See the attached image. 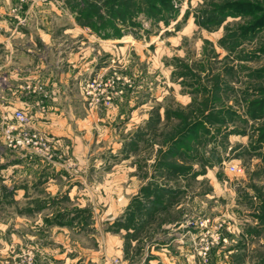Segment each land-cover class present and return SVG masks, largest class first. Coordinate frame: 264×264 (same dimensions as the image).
Here are the masks:
<instances>
[{
	"label": "rangeland",
	"instance_id": "obj_1",
	"mask_svg": "<svg viewBox=\"0 0 264 264\" xmlns=\"http://www.w3.org/2000/svg\"><path fill=\"white\" fill-rule=\"evenodd\" d=\"M86 1L51 0L63 145L9 149L0 121V264H264V24L216 13L264 0Z\"/></svg>",
	"mask_w": 264,
	"mask_h": 264
},
{
	"label": "crops",
	"instance_id": "obj_2",
	"mask_svg": "<svg viewBox=\"0 0 264 264\" xmlns=\"http://www.w3.org/2000/svg\"><path fill=\"white\" fill-rule=\"evenodd\" d=\"M37 1L32 6L29 1L21 2L16 13L12 7L17 0H0V121L3 116L11 119L13 111L21 109L30 115L31 127L63 145L57 135L69 126L64 105L59 106L55 96L60 93V72L68 69L58 63L51 66V0ZM35 84L44 87L47 97L26 92L25 86Z\"/></svg>",
	"mask_w": 264,
	"mask_h": 264
},
{
	"label": "built area",
	"instance_id": "obj_3",
	"mask_svg": "<svg viewBox=\"0 0 264 264\" xmlns=\"http://www.w3.org/2000/svg\"><path fill=\"white\" fill-rule=\"evenodd\" d=\"M115 79L99 80L93 78L91 82H86L83 86V92L89 95L91 101H97L99 96L109 98V90L113 88ZM26 92L42 93L43 97H47V92L41 84L34 86L27 85L24 87ZM1 135L4 145L12 150L30 151L40 157H51V137L46 133L30 126V115L16 109L13 111L11 119L6 116L2 117ZM232 169H236L232 166Z\"/></svg>",
	"mask_w": 264,
	"mask_h": 264
},
{
	"label": "trees",
	"instance_id": "obj_4",
	"mask_svg": "<svg viewBox=\"0 0 264 264\" xmlns=\"http://www.w3.org/2000/svg\"><path fill=\"white\" fill-rule=\"evenodd\" d=\"M86 1V0H84ZM144 1L146 3V6L149 9V13L153 16H156L160 14V12L162 11V7H164V1L166 0H105V4H107V8L106 11L115 16L116 13H120V15L124 14V13H129L131 11V8L134 7L136 8L138 11L141 10V6L140 3ZM87 2V1H86ZM246 2V1H245ZM245 2L243 3H233V2H226L222 5V6H216L217 10V14L220 15V19L224 16H228V14L230 12L233 13H246V15H255L257 12H260V14H258L259 16H256L254 18H252L249 22H247L246 24V29L248 30H254L256 27H259L261 25L264 24V11L259 9L256 6H251L248 4H245ZM138 4V5H137ZM226 4V6H224ZM94 4L88 3L87 2V8H80V11L83 12V15H90V12L92 11L91 9L95 8ZM227 8V13L225 14L224 9ZM140 9V10H139ZM141 12V11H140ZM133 13V12H132ZM100 17V16H99ZM77 20L79 21V18H77ZM217 23H219V20L217 21ZM92 25V24H90ZM257 103V102H256ZM263 104V101H262ZM264 136V129H262L259 137ZM168 170H171V167H168ZM155 201V200H153ZM73 212H76V214H82V218H85V213L87 214V210H74ZM72 215V217L68 218V223H72V221L75 220V215ZM59 216V214L57 215Z\"/></svg>",
	"mask_w": 264,
	"mask_h": 264
}]
</instances>
